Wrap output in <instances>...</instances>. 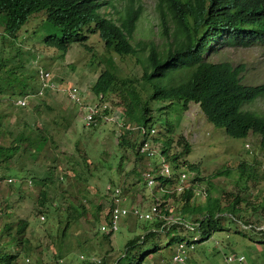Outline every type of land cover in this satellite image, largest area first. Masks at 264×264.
Wrapping results in <instances>:
<instances>
[{
    "label": "trees",
    "instance_id": "obj_1",
    "mask_svg": "<svg viewBox=\"0 0 264 264\" xmlns=\"http://www.w3.org/2000/svg\"><path fill=\"white\" fill-rule=\"evenodd\" d=\"M113 1L0 0V14H4L3 32L13 38L21 30L29 16L43 12L45 13V21L49 25L57 27L59 32L44 35L42 42L59 50L60 55L67 51L69 45L85 42V34L97 32L103 42L102 49L106 57L105 60H102L106 62L108 67H102L98 71V77L91 90L97 96L103 95L104 97L115 93V98L106 97V100L111 106L121 104L126 120L138 125L150 126L152 119L149 114L151 110L148 107L150 105L148 101H167L168 104L180 101L181 108H185L188 102H193L198 105L197 108L203 117L212 125L220 127L227 137L244 138L249 133L258 134L260 148L264 150L263 115L241 109L243 104L263 95L264 85H243L240 75L243 66H232L222 61L208 62L203 56L206 44L216 39L222 42V46L229 48L246 46L251 43L264 46V0H159L158 9L162 12L160 25L162 34L170 41L165 53H159L150 43L146 56L143 54L144 44L140 42L134 46L130 42L142 7L140 5L134 7V1L130 0L127 8L121 12L119 24H117L116 21L99 12L103 6L112 4ZM163 8L166 9L173 23L171 32L162 11ZM116 56L136 57L137 62H141L142 74L139 77L135 75L120 77L112 62ZM180 67L185 68V71L180 73V79H174V81L167 79L170 69ZM24 92L35 93L36 89L26 86L22 93ZM143 95L146 96V99ZM118 96H120V101L115 100ZM52 97L54 98L55 95L48 92L45 94V98ZM37 100L31 101L30 107L34 104L36 107L42 105L46 111L52 108L51 122L41 130L30 126L27 120L28 111L14 109L6 101L0 103L1 107L7 112H12L13 117L20 120L23 126L17 134L15 145L2 146L0 144V179L7 177L2 175L5 171L16 172L19 174L18 177L10 176L22 178L21 175L26 174L31 180L30 183L39 186L36 207L33 208L37 220H39V216H45L46 222H49L51 215L62 212L61 217L65 220L61 236L65 237L66 235V238L71 239L72 245L67 248L63 247V241L66 238L58 241L54 247L55 253L53 255L57 264H107L105 259L96 258V256L98 257L100 251L109 255L115 252V248L110 245V248L108 246L107 249H103L100 245L102 242L108 241L110 244L111 238L119 231L121 223H126V220L119 218L116 221V229H113L108 213L110 201L105 195H101L94 203L91 200H85L83 203L79 201L78 206L69 200L67 195L70 193L64 189L61 193L53 192V196L49 198L50 193H52L51 184H61L62 177L60 178V172L55 164L57 156L46 153L54 150L57 146L54 134H57L59 130L54 126L62 128L70 126L62 122L66 119L64 107L68 111L66 104L68 101L62 96L60 99L55 98L50 106L36 102ZM163 107H159L157 110ZM172 140L170 137L163 141H160V138L154 140L156 144L159 143L160 145L157 147V155L161 159L166 157L174 160L182 153L189 152L188 144L182 137H179L178 142L182 144V152L175 156L171 155ZM119 143L121 145L128 144L132 147L135 161L142 165V157L135 149L134 143L125 141L124 136L121 137ZM32 151L36 154L37 152H44L48 163H36L35 154ZM157 155L154 152L153 160L158 158ZM13 158L17 167L11 168L7 161ZM50 163L55 165H50ZM118 165L120 167L121 163ZM236 167L240 171L238 178L246 172L247 178H253L254 175H259L260 178L264 174L253 157L248 163L240 162ZM133 170L137 173L134 168ZM136 177L137 180H140L138 175ZM200 181H202L200 177L192 178L190 185L177 196L174 193H171L170 196L164 193L163 202L161 201V205L158 206L161 217L154 221L144 220L150 222L149 228L144 226V232L153 229H157L159 232L150 231L142 235H133L127 239L119 250L115 264H141L146 257L151 264H154V258H149V256L151 253L161 251H163L161 253L163 259L159 264H171L170 254H178L182 264H201L203 261L200 258H195L193 253L189 255L192 250H195L194 247L188 252L176 253L174 246L187 237V231L179 224L168 227V224L165 223V218L171 214L174 208V203H168V200L170 197L172 199L175 197L180 207L178 212L184 215L191 213H197L199 216L207 214V218L202 220L196 217L191 219L192 222H198L202 242L209 238L211 232L226 231L223 226L221 228V225L212 219L214 212L222 205L218 196L211 191L212 184L204 186L205 196L201 201L197 204L192 202L193 182ZM9 185L12 186L11 183ZM261 185L264 187V179L261 180ZM15 192L20 195L24 193L19 187L15 188ZM134 192L142 195L143 200L150 199L153 202L155 200L156 193L150 196L148 190H143L138 186L135 187ZM241 201L238 197L233 199L231 204L224 206V210L252 227L264 223V196L262 202L252 203L244 200L245 204L242 208L239 207ZM87 205L92 206V211L87 209ZM124 205L126 208H131L119 202L120 208H123ZM78 207L81 214H75ZM250 212L255 217L253 221L247 218ZM9 214L3 216L9 218L8 222L3 225V232L9 239L0 244V264H19L20 256L26 257L27 260L29 257L28 250L22 251V240L28 222L21 219L17 221L16 218H11ZM60 219L58 220L59 224H61ZM137 220L139 221V219ZM74 226L79 227L80 232L77 231L74 234L72 231ZM233 232L241 238L255 241L264 253V231H256L253 228L243 229L236 226ZM164 236H166L165 241L162 239ZM231 237L226 236L224 240L226 248L232 246L229 243ZM143 245L146 247L142 248ZM239 253L243 254V249ZM246 257L241 264H247L250 261V258ZM97 259H100L99 263L96 262ZM28 264L33 263L30 261Z\"/></svg>",
    "mask_w": 264,
    "mask_h": 264
},
{
    "label": "rangeland",
    "instance_id": "obj_2",
    "mask_svg": "<svg viewBox=\"0 0 264 264\" xmlns=\"http://www.w3.org/2000/svg\"><path fill=\"white\" fill-rule=\"evenodd\" d=\"M135 3L141 5L142 12L140 23H138L136 30L131 35L130 42L134 46L140 42L144 44L145 53L148 50L147 46L149 42L153 43L158 51H165L168 43L160 32L161 11L158 9L159 0H135ZM123 9L124 2H119L115 3L113 7L102 8L101 13L107 17L118 19ZM163 10L166 12L165 8ZM43 18L44 14H37L23 25L22 29L11 39V42H8L6 40L9 36L3 32L4 14H0V88H5L9 85L20 86L23 83L37 85L36 66L34 63V59L37 58L38 63L49 70L62 86L69 83L77 84V81L81 77H84L79 90L83 94L87 95L88 93L90 97H93L90 88L97 78L98 71L102 67H108L104 61L106 57L98 65V57L103 58L104 50L102 49L103 42L97 32L85 34L86 40L81 44H71L67 49L68 55L62 58L59 56V50L47 46L42 42L45 34L59 32L57 27L49 25L45 19L43 21ZM166 19L172 30L173 24L167 12ZM36 28L38 29L34 30ZM31 31H33V40L38 41L33 48L27 49L32 45V40L29 36ZM19 40L23 42V45L20 44V47ZM85 46H90L87 47L89 53L84 49ZM208 52L209 55L205 57L208 61H222L231 65L243 66V71L240 73L242 84H264L263 45L253 44L247 47L231 48L219 46L217 49H213L212 52L211 50ZM46 55H51L53 59L49 61ZM112 62L120 77L124 78L125 75L139 77L141 74V65L137 62L136 57L116 56ZM14 73L21 77L15 76ZM5 74L10 75V80L7 79ZM114 95L115 93H112L106 97H111L112 99L115 98ZM55 97L60 99L62 95L56 93ZM0 99L6 98L0 96ZM115 100L120 101V96ZM49 103L51 104V102ZM167 104V101H151V105L148 107L151 110L149 114L151 115L152 125L156 129H159L158 136L160 141L167 139V137L173 139L170 147L171 151H174L173 149L176 148H182V145L177 144L176 140L180 135L183 136V139L189 145V152L184 155V159L187 164H193L194 168V165L197 167V172L192 170L193 174H190L188 179L195 177L194 175L197 174L198 177L202 178L198 187L210 186L212 182V187H214L213 193H216L223 205L231 204L233 199L237 197L242 200L239 203V207L241 208L245 204L244 200L252 203L262 202L264 187L261 185V180L264 179V174L260 178L258 177L259 175L247 178L246 172L238 178L237 176L240 175V171L236 167L241 161L248 163L252 157L256 164L260 162V157L264 153V150L260 148L259 135L249 134L248 137L244 138H229L220 127L212 125L203 118L196 108L198 105L189 102L186 109L183 110L181 109L180 101ZM162 106H164L162 109L157 110ZM70 107H72L71 104ZM117 108H122V106H118ZM241 109L257 113L258 115L262 114L264 117V93L253 101L243 104ZM65 112L67 110L64 107ZM0 122V144L2 146L15 145L14 141L17 134L23 127L21 121L15 119L12 112H7L0 106ZM166 123L167 125H165ZM117 126L118 124L114 122L100 123L94 128L96 131L92 132L91 129L83 126L81 119H78L77 122L78 129L54 126V128L57 127L59 130L57 134H54L57 146L54 150L50 149L51 151H48L46 154L57 156L55 164L62 180L61 184H51L50 189L52 193H50L49 198L53 196V192L61 193L64 189L70 193L67 195L69 200L78 206L79 201L82 203L85 200H91L93 201L92 203L97 201L102 195V185L107 182H121V179L125 178L126 180H131L132 184L136 183L135 172L133 170L134 153L128 147V144L121 145L118 143L117 137L120 131ZM134 137L135 135H129L124 140H132ZM33 153L35 154L36 163H48L44 152ZM7 163L11 168L17 167L14 158L9 159ZM119 163H121L120 167ZM55 164L50 163V165ZM216 170H225L226 172L213 178H208ZM2 175L7 177L6 179H0V244L9 239L6 233L3 232V225L8 222L9 218L3 216L10 213L11 218H16L17 221L20 219L27 220L28 222L24 239L22 240V251L28 250L29 257L27 260L26 257L20 256L19 264H28L30 261L33 264H57L53 258L55 253L54 247L60 239L66 238V235L65 237L61 236L65 220L61 217L62 212L51 215V221L49 222H46L45 216V218L39 216V220H37L33 208L34 206L36 207L39 186L35 183H30L31 180L26 174H22V178H12L10 175L18 177L19 174L5 171ZM8 178L11 184L14 182V185L12 184L11 186L9 183H6ZM14 187H19L24 193L20 195L18 192H15ZM138 187H143L141 182H138ZM133 202L142 205L146 201L138 193H135ZM171 202L172 200L169 199L168 203ZM91 207L87 205L89 211H92ZM176 207L177 204L174 203V209ZM77 213L81 214L79 207L75 214ZM247 218L250 221L255 219L251 215V212ZM59 219L61 220V224L58 223ZM259 225L264 226V223H259ZM77 226L72 228L74 234L79 231V227ZM144 226H148L149 228L150 222L144 220L122 222L119 231L111 238L110 244L108 241L102 242L100 245L103 249H107L108 246L110 248V245H112L115 248V252L106 255L103 251H100L96 258L105 259L107 264H115L123 243L133 235H142L144 233ZM222 226L223 228H227L228 226L229 229L225 233L231 235L237 225L224 222ZM82 229L86 231L84 227ZM165 237L162 238L163 241H165ZM223 238V232H214L208 241L196 244L195 250H192L189 255L193 253L195 258H200L203 261L201 264H224L222 261L223 257H221L222 254L226 256L229 253H239L243 249L245 258H247L246 256L250 258L247 264H264V253L261 251L260 245L255 241L232 234L229 240V243L232 245L231 247L226 248L224 241L219 246L214 244L213 239L221 241ZM63 245L65 248L71 246L72 240L66 238L63 241ZM145 245L141 247L145 248ZM93 255L95 256V253ZM152 258H154V264L161 263L163 259L161 258V254L154 255ZM141 264L151 263L146 257Z\"/></svg>",
    "mask_w": 264,
    "mask_h": 264
},
{
    "label": "clouds",
    "instance_id": "obj_3",
    "mask_svg": "<svg viewBox=\"0 0 264 264\" xmlns=\"http://www.w3.org/2000/svg\"><path fill=\"white\" fill-rule=\"evenodd\" d=\"M129 1L130 0H114L112 4H108L106 6H103L102 8L109 7V6L113 7L115 5V3L124 2V9H123V11H124L125 8H127V6H128ZM133 1H134V7H137L138 5H140V4H136L135 0H133ZM101 9L99 10L100 13H101ZM163 9H162V11L165 14V18H166V12L167 11L165 12ZM39 13L44 14V18H45V13L38 12L37 14H39ZM161 14H162V12H161ZM36 15L32 14L31 17L29 16L30 18H28L29 20H27V21L29 22L30 19L34 18ZM102 15L107 17L104 14H102ZM44 18H43V21H44ZM107 18H110V19L116 21L117 24H119L120 17L118 19H114L111 17H107ZM139 21H140V18H138V20L136 22V28L138 26V23H140ZM160 25H161V18H160ZM38 28H36L34 30H37ZM160 28H161V26H160ZM33 31H31L29 33L30 39L32 40V45L29 46L27 49L33 48L38 41V40L37 41L33 40V37H34L32 34ZM171 31L172 30L170 28V32ZM160 32H161V35H163L162 30ZM47 34H51V33H47ZM164 38L167 40V43H169L170 39H167L165 36H164ZM11 39L12 38L8 37L6 41L11 42ZM150 43L151 42H149V44ZM20 44L23 45L22 40H19V47H20ZM222 45L223 44L219 39L211 40L210 42H208L206 44L205 53H203L204 59L206 60L205 57L207 55H209V52H208L209 50H211V52H212L213 49H217V47H219V46L222 48H229V47L222 46ZM250 45H253V43L247 44L246 46H232V47H247ZM153 46H154V44H153ZM87 47H90V46H85L84 49L87 50V52H88ZM147 48H148V46H147ZM167 48H168V46H167ZM167 48L162 53H165L167 51ZM155 49H156V47H155ZM67 51H65L61 55L59 54V56L62 58H65L68 55ZM158 52L161 53L160 51H158ZM147 53H148V50L146 53L144 50V52H143L144 56H146ZM104 57H105L104 54H103V58H101L100 56L98 57V65H99L100 61H102V59H104ZM46 58L49 61L51 59H53L51 57V55H46ZM206 61H208V60H206ZM208 62H211V61H208ZM218 62H220V61H218ZM34 63L36 66L35 73H36L37 85L36 84H30L29 82H28L29 84L23 83L20 86H18V85L14 86V85L8 84L9 86H7L5 88H0V96L6 98V99H0V100H2V102H4V101L8 102L10 105H12V107L14 109H21L22 111H28L29 116H28L27 120H28L30 126L33 127L34 129L41 130L43 127H45L46 125H48L51 122L50 116L52 114V108H51V110L46 111L42 105H40V107H36L34 104L32 107H30L31 101H33L34 99H38L36 102H41L42 104H48L51 106L52 101H54V99L56 97L45 98V94L47 92L50 93L51 95H55L56 93H60L68 101L66 103L68 105V111L64 113L66 116L64 123L70 125L68 128H72V129L77 128L78 129V127H77L78 119H81L83 126L85 128L91 129L92 132L96 131L94 128H96V126L100 123L114 122V123L118 124L117 127L120 131V133L117 137L118 143L120 142V139L122 136H124V139H125L126 136L135 135V137L132 140H128L127 142L134 143L136 145L135 149L137 150L138 154L142 157V162H141L142 165L139 162H136L134 160V169L137 172V173H135V177L138 175V177H140V180H137V177H136V183L135 184H132L131 180H129V179L126 180L125 178H122L121 182L120 181L115 182V183L107 182L104 185H102V188H101L102 189V195L107 196L109 198V201H110V205H108V207L110 206L108 209V213L110 215L109 218H113L112 217V210L117 205L116 203H114L116 198H117V201L120 200V202L130 206L131 208H126L124 205V208L128 209L129 211H131L133 208H137L139 210V212L142 214H147V213L151 214V219H149V218H144V217L139 218L137 216L132 215V213L129 212L127 215L119 217V218H125L126 222L133 220V219L154 221L156 218H160L161 217L160 216V209H158V206L161 205V201L163 202L162 198H163L164 193L167 194L168 196H170L171 193L176 194V196L179 195L180 193L183 192L184 189H186L190 185V180L192 178H194V177H190V179H188V176L190 174H193L192 170H195V172H197L196 165H194L195 166V168H194L193 164H187L186 160L184 159V155L187 153H182L179 157L175 158L174 160L167 159L166 157L161 159L157 155V147H158L159 143L156 144L154 142V140L159 138V136H158L159 135V129H156L152 125V123L150 124V126H147V125L144 126V125H138L137 123L126 120L124 118V115H123V107L117 108L118 106H122L121 104L118 106H111L103 95L97 96L94 92H92L91 88H90V91H91L93 97H90V95L88 93H87V95L83 94L79 90V86L82 84L84 77H81L80 80L81 79L82 80L77 81V84L69 83L68 85L62 86L59 84V82L56 80V78H54V75L49 70H47L46 68H44L43 66H41L38 63L37 58L34 59ZM138 63H140V65H141L140 61H138ZM213 63H215V62H213ZM232 66H236V65H232ZM183 71H185L184 67L172 68L169 70L167 79H171L173 81H174V79H180V73ZM14 74L17 77H20V75H18L16 73H14ZM141 74H142V67H141ZM5 76L7 77L8 80H10V75L5 74ZM96 77H98V75ZM8 80H7V82H8ZM163 81H165V80H163ZM243 85H245V84H243ZM261 85H264V84H261ZM26 86L33 87L34 89H36V92L35 93H29V92L22 93ZM144 99H146V96H144ZM49 102H51V104ZM148 102L151 105V101H148ZM70 104L72 105V107H70ZM187 105L185 106V108H181V109L185 110ZM195 105H197V104H195ZM196 108H197V106H196ZM119 110H121V111H119ZM76 117H77V119H76ZM167 123L165 125H167ZM0 125H1V122H0ZM249 134H251V133H249ZM179 137L183 138L182 135H180ZM178 138L176 140V143L181 144L178 142ZM14 142H16V139ZM171 144H172V142H171ZM128 147L130 149H132V147H130L129 145H128ZM173 150L174 151L170 150V154L173 156H175L177 153L182 152V148L181 149L176 148ZM154 152L158 156V158L156 160H153ZM252 153H254V151H252ZM258 166H259V169L261 171H264V153L261 154L260 162L258 163ZM176 170H178V171H176ZM221 174H224V172L216 170L208 178H213V177H215L217 175H221ZM194 176L198 177L197 174H195ZM3 179H6V178H3ZM134 181H135V179H134ZM10 182L11 181L8 178L6 183H10ZM138 182H141V184L143 186L142 187L143 190L149 191L150 196H152L154 193H156L154 202H153V200L146 199L145 200L146 202L144 204H142V205L139 204V205H141L140 207L137 205L138 203L137 204L134 203L135 200L133 202V196H135L134 189H135V187L138 186ZM193 184H194V186L192 188L193 189L192 202L197 204L205 196V190H204L205 187L204 186H202L203 188L198 187L199 182H193ZM211 184H212V182H211ZM116 190L118 191L117 193L115 192ZM213 190H214V187H211V191H213ZM141 198L143 199L142 195H141ZM170 198H171L173 203L177 204V207L175 209L173 208V210L171 211V214H169L165 218L166 219L165 223L168 224V227L170 225H173V224H179L183 227V229L185 231H187V237L185 239L179 241L178 243H176L174 246V249H176V253L177 252L185 253V252H188L192 247H195L196 244L203 243L202 242L203 240L202 241L200 240L201 234L199 233L198 222L197 221L192 222L191 219L196 217V218H199L200 220H202V219L207 218V214H203L200 216L197 213H191L190 215H184V214L178 212L180 207H179V204L176 202V198L175 197H173V199H172V197H170ZM111 203H112V205H111ZM221 204H222V202H221ZM224 206L225 205L222 204L220 206V208L217 209L214 212V214L212 215V219L214 221H216L219 225H221V228H222V223L227 222V223H231V224L234 223L235 226L237 225L243 229L253 228L256 231H259V230L264 231L263 225L258 224V225H255L252 227L250 224H244L236 216L231 215L230 213L226 212L224 210ZM153 208L156 209L155 215H153V212H152ZM225 229H226V231L223 232L224 238L221 241L213 239L215 245H218V246L221 245L222 241L225 240L226 236H232V234L233 235L235 234L232 231L231 235H227L225 232L228 231V229H229L228 226ZM150 231L159 232V231H157V229H153V230H147L144 233L150 232ZM214 232H222V231H214ZM214 232H211V234ZM211 234H210L208 239L204 240V242L208 241L210 239ZM216 241L218 242V244ZM162 252L163 251L158 252V253H152L149 256V258H152L154 255H159ZM174 256H176L179 259H175ZM221 257H223L222 261L224 264H241V262L245 260V257L243 254L235 253V252L229 253L226 256H224L222 254ZM169 258H170L169 260H170L171 264H182L181 257L178 254H170ZM96 262L99 263L100 259H97Z\"/></svg>",
    "mask_w": 264,
    "mask_h": 264
},
{
    "label": "built area",
    "instance_id": "obj_4",
    "mask_svg": "<svg viewBox=\"0 0 264 264\" xmlns=\"http://www.w3.org/2000/svg\"><path fill=\"white\" fill-rule=\"evenodd\" d=\"M115 192L117 193L118 191L116 190ZM119 202H120V200L117 201V198H116L114 203H116L117 205L112 210V217L113 218H111V223L113 224V229H116V221L119 219V217L127 215L129 212L132 213V215L137 216L139 218L140 217H144V218L151 219V214H149V213L142 214V213L139 212V210L137 208H133L131 211H129L128 209H126L124 207L120 208ZM152 212H153V215H155L156 209L153 208ZM174 258L175 259H179L176 256H174Z\"/></svg>",
    "mask_w": 264,
    "mask_h": 264
}]
</instances>
